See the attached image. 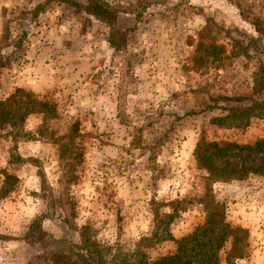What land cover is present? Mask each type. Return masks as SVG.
<instances>
[{"label":"rangeland","instance_id":"1","mask_svg":"<svg viewBox=\"0 0 264 264\" xmlns=\"http://www.w3.org/2000/svg\"><path fill=\"white\" fill-rule=\"evenodd\" d=\"M98 1L100 19L84 0H0V99L51 104L0 124V264H65L80 242L104 264H151L203 222L205 195L245 230L219 264H264V175L209 182L194 157L199 140L264 138V105L228 110L257 95L264 0Z\"/></svg>","mask_w":264,"mask_h":264},{"label":"trees","instance_id":"2","mask_svg":"<svg viewBox=\"0 0 264 264\" xmlns=\"http://www.w3.org/2000/svg\"><path fill=\"white\" fill-rule=\"evenodd\" d=\"M77 5L87 14L99 19L100 17L103 18L108 12L107 8L98 0H84V2ZM37 8L38 6L34 10L36 11ZM209 46L212 48L222 47L214 44H209ZM214 53L216 55V52ZM205 55L206 58L204 59L213 60L215 57V55L209 56L206 53ZM210 55H213V53ZM259 73L254 78L257 95L248 98L249 104L244 107L228 108L230 114L243 117L256 116L258 114L257 111H260L264 105V102L260 100V94L264 90V69H261ZM49 106L51 104L35 98L30 92L17 88L8 97L0 99V124H15L30 113L51 109ZM231 148L236 150V152L244 151L246 154L261 153L260 159L264 160V138H258L252 143L246 144L234 142L218 143L216 141L204 142L199 140L195 147L194 157L197 166L205 169L206 178L209 182L241 179L249 173L264 175V161L254 164L240 162L237 166H218L211 162L215 157H223L230 153ZM203 198L205 201L203 222L197 225L191 233L176 241V248L172 254L160 256L153 260L151 264H219L220 251L227 241L230 244L225 257L236 258L242 256V247L245 245V230L231 226L225 221L221 204L215 202L208 195ZM73 246L76 247V250L68 247L66 250L64 249L66 253L60 254L65 264H104L100 258L95 254V256L93 255L94 250L92 252V250L84 247L83 242L77 245L73 244Z\"/></svg>","mask_w":264,"mask_h":264}]
</instances>
